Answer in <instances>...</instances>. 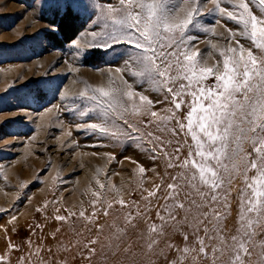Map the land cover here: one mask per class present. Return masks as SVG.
Masks as SVG:
<instances>
[{"label":"snow or ice","instance_id":"6c2138e0","mask_svg":"<svg viewBox=\"0 0 264 264\" xmlns=\"http://www.w3.org/2000/svg\"><path fill=\"white\" fill-rule=\"evenodd\" d=\"M208 3L212 7L205 12ZM49 6L57 15L95 17L100 31L89 32L86 48L102 49L117 65L109 68L107 86L84 82L78 95L60 94L62 101L86 102L80 117L98 114V122L79 123L77 130L131 140L153 160L163 159L166 171L152 189L143 187L140 176L143 204L125 201L119 189L109 200L113 189L97 179L90 214L82 205L78 212L66 210L68 216H54L69 222L75 238L55 251L46 248L47 259L41 255L45 246L33 252L29 240L28 254L18 264H33V256L39 264H69L65 257H79L80 264H264V0H117L116 5L112 0H51ZM204 15L215 19L201 24ZM213 25L225 27L228 36L219 49L209 41L221 59L208 66L192 43L198 39L192 30L215 36ZM73 43L79 52L86 50L80 40ZM210 78L211 86L205 83ZM137 83L149 88L137 91ZM148 90L159 95L152 99ZM186 96L191 99L183 113ZM164 103L170 107L153 110ZM185 148L188 155L182 159ZM138 171L148 170L140 165ZM237 179L243 187L234 189ZM234 199L237 219L229 232L224 222ZM153 210L159 223L151 218ZM0 264L10 261L0 255Z\"/></svg>","mask_w":264,"mask_h":264},{"label":"rangeland","instance_id":"374dc122","mask_svg":"<svg viewBox=\"0 0 264 264\" xmlns=\"http://www.w3.org/2000/svg\"><path fill=\"white\" fill-rule=\"evenodd\" d=\"M90 2L100 3L101 0ZM50 3L51 0H0V209H5L0 211V255H4L10 264H18L20 257L27 256L29 240L33 252L37 246H45L41 252L45 259L48 258L46 248L55 251L61 243L73 240L75 237L69 222L56 221L54 216H68L66 210L78 212L82 205L87 209L86 214H90L89 201L99 190L97 179L113 189L108 192L109 200L116 197L115 190L119 189L125 201H140V176L143 175V187L152 189L166 171L163 159L153 160L150 152L131 140L118 142L99 133L77 130L79 123L98 122V114L93 112L88 117H80L79 111L86 102L62 101L60 94L67 91L69 96L78 95L84 89V82L107 86L109 68L117 65L112 63L114 57L105 55L102 49L86 48L92 39L89 32L100 31L95 17L89 20L90 13L87 12L81 13L85 25L73 40L63 46L53 45L46 36L48 31L57 30V25L49 20L56 14ZM112 4L116 5L117 0H112ZM211 7L208 3L204 11ZM254 11L258 12V8L254 7ZM214 19L204 15L200 23L209 24ZM222 24L226 28L238 29L232 21H222ZM213 26L215 36L192 30V34L198 37L192 43L207 60L208 66L221 59L218 51L211 49L209 41L219 49L228 36L225 27ZM77 39L85 47L84 52L74 46ZM241 43L247 45L248 42L241 39ZM126 78L130 82L133 79ZM214 82V78H210L205 83L211 86ZM148 88L146 83L135 85L137 91ZM145 94L152 99L159 95L151 90ZM184 99L186 103L182 112L186 113L191 97ZM163 107L170 105L157 104L153 110L159 113ZM49 108H52L51 112L47 111ZM141 118L149 119L130 117L133 120ZM188 142L192 143L190 137ZM187 155L185 148L181 158ZM129 157L131 159H127ZM140 165L148 171L140 174ZM167 182L170 180L166 178ZM241 187L242 182L235 180L233 188ZM236 195L234 191L233 197ZM150 215L159 223L155 210ZM13 216L16 217L14 221ZM71 219L75 221V217ZM236 219L234 199L232 211L224 222L226 230L234 232ZM73 226L77 230L80 228L79 223ZM175 239L179 241L181 237ZM9 244L21 250H10ZM65 258L69 264H80L79 257L75 261ZM32 261L39 264L35 256Z\"/></svg>","mask_w":264,"mask_h":264},{"label":"trees","instance_id":"16d2710c","mask_svg":"<svg viewBox=\"0 0 264 264\" xmlns=\"http://www.w3.org/2000/svg\"><path fill=\"white\" fill-rule=\"evenodd\" d=\"M49 20L57 25V30H50L46 33L47 38L55 46H63L73 40L85 25L84 19L80 16L76 18L74 15L65 16L63 13L54 14Z\"/></svg>","mask_w":264,"mask_h":264}]
</instances>
